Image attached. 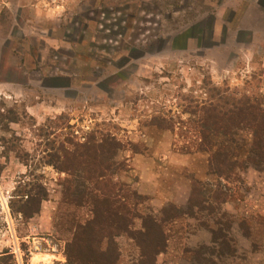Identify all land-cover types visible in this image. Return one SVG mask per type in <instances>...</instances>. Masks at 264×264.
I'll list each match as a JSON object with an SVG mask.
<instances>
[{
  "label": "rangeland",
  "instance_id": "obj_1",
  "mask_svg": "<svg viewBox=\"0 0 264 264\" xmlns=\"http://www.w3.org/2000/svg\"><path fill=\"white\" fill-rule=\"evenodd\" d=\"M225 91L264 104V0H0V264L80 263L89 173L66 153L105 138L119 149L90 175L120 207L130 186L132 214L167 238L143 258L133 235L115 237L117 264H264L252 131L204 122ZM218 148L232 164L222 176L209 164Z\"/></svg>",
  "mask_w": 264,
  "mask_h": 264
},
{
  "label": "trees",
  "instance_id": "obj_2",
  "mask_svg": "<svg viewBox=\"0 0 264 264\" xmlns=\"http://www.w3.org/2000/svg\"><path fill=\"white\" fill-rule=\"evenodd\" d=\"M224 93L223 96H219L216 102L211 103L210 107L205 109V125L213 129V134L225 135H229L235 128H249L252 131V148L264 160V104L260 100L251 101L247 97L240 99L233 97L231 99L230 95H228L229 91ZM207 136L204 135L202 138L208 140ZM100 142L98 147L101 149H95L96 151L91 148L75 150L72 154L66 153L68 157H71L68 164L73 162L75 163L74 167H84L82 169L89 173L87 182L90 187L87 193L83 194V200L81 201L89 204L94 214L93 220L86 224L87 226H78V233L74 242H77L79 251L75 258L80 263L83 262L85 264H117L119 253L115 250L114 239L121 234L133 235L130 237L137 240L135 241L141 249L143 258L150 257L151 254L156 257L166 250L167 238L161 225L153 216H134L132 214V210L138 206L135 204L140 202V195L128 186L127 201L129 205L120 207L118 202H116L118 195L114 187L112 186L111 190H107L105 186L99 185L98 178L90 175L89 165L94 163L95 169H97L98 166L95 162H99L102 156L104 157L105 155L114 159L119 149V145L112 138H105ZM209 144L211 145V143ZM90 152L93 153L94 157L90 155ZM209 164L213 167L215 173L220 176L224 174L229 166H232L230 156L224 148H218L213 152L210 156ZM59 170L70 171L69 168L66 169L65 167ZM101 177L99 176V178ZM26 197L30 199L29 195H26ZM38 197L40 202L47 198V191L43 190V187L39 188L36 198ZM134 200H136L135 204L133 203ZM79 205L81 206V204ZM38 210L39 208L33 213ZM137 219L142 221L141 229L133 234L134 223ZM154 231L156 232L155 240L151 238ZM105 242L107 243L106 249L103 248ZM83 254L91 255L90 257L88 256L89 261L82 259Z\"/></svg>",
  "mask_w": 264,
  "mask_h": 264
},
{
  "label": "crops",
  "instance_id": "obj_3",
  "mask_svg": "<svg viewBox=\"0 0 264 264\" xmlns=\"http://www.w3.org/2000/svg\"><path fill=\"white\" fill-rule=\"evenodd\" d=\"M11 4V3H10Z\"/></svg>",
  "mask_w": 264,
  "mask_h": 264
}]
</instances>
